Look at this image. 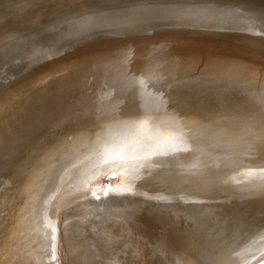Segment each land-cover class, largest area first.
I'll list each match as a JSON object with an SVG mask.
<instances>
[{
  "label": "bare ground",
  "instance_id": "bare-ground-1",
  "mask_svg": "<svg viewBox=\"0 0 264 264\" xmlns=\"http://www.w3.org/2000/svg\"><path fill=\"white\" fill-rule=\"evenodd\" d=\"M0 264H264V27L56 74L0 165Z\"/></svg>",
  "mask_w": 264,
  "mask_h": 264
},
{
  "label": "water",
  "instance_id": "water-1",
  "mask_svg": "<svg viewBox=\"0 0 264 264\" xmlns=\"http://www.w3.org/2000/svg\"><path fill=\"white\" fill-rule=\"evenodd\" d=\"M252 27L264 0H0V165L56 74Z\"/></svg>",
  "mask_w": 264,
  "mask_h": 264
},
{
  "label": "rangeland",
  "instance_id": "rangeland-1",
  "mask_svg": "<svg viewBox=\"0 0 264 264\" xmlns=\"http://www.w3.org/2000/svg\"><path fill=\"white\" fill-rule=\"evenodd\" d=\"M173 44V43H172ZM174 45V44H173ZM111 203H115V202H111ZM155 208H159V207H155ZM161 208V207H160ZM157 210V211H156ZM156 210H151V219L152 220H154V221H156L157 223H158V225H159V227L160 226H162L161 228H163V225H164V223L166 222H170V221H172L171 219H177V217H176V215L178 214L179 215V212L177 211V210H172L171 208H161V209H156ZM154 213H160V214H162L161 216H157V215H155ZM182 214V213H181ZM164 215V216H163ZM177 215V216H178ZM183 216V215H182ZM87 217H89V216H87ZM91 218V219H90ZM90 218H87V220L85 221V219H86V217H85V219H84V221H83V219L81 220H79V221H77L76 223H77V226H76V228H80L81 227V229H84L85 231H84V235H91V234H95V233H102V227L103 226H106L107 224H109L110 223V225L112 224V225H123L122 223L120 224V222H124V217H122V218H119V219H117L116 217H112L111 215H108V214H106V213H103V214H101L100 215V217H98V218H95V219H93L92 217H90ZM179 218V217H178ZM183 218V217H182ZM91 220H93V221H91ZM158 220H162V221H158ZM184 221H183V223H182V225L180 224V226H185V225H187V224H190L191 225V223H192V221L190 220V222L188 223V222H186L185 220H186V218H184L183 219ZM210 220V219H209ZM88 222V223H87ZM92 222V223H91ZM99 222H100V226L98 225L99 224ZM203 222V221H202ZM162 223V224H161ZM196 224H198V223H196ZM87 225H89V226H92V227H88ZM82 227H84V228H82ZM86 227V228H85ZM88 227V228H87ZM99 228H101V229H99ZM210 228V229H209ZM208 228V231H209V233L210 234H215L216 233V231H217V227H215V226H213V227H209ZM163 230H164V228H163ZM214 230V231H213ZM212 231V232H211ZM91 232V233H90ZM218 232V231H217ZM106 236H108V235H110V234H105ZM120 235H123V234H120Z\"/></svg>",
  "mask_w": 264,
  "mask_h": 264
}]
</instances>
